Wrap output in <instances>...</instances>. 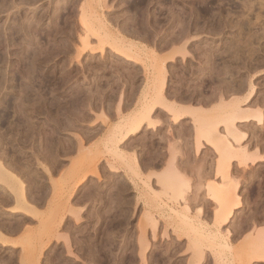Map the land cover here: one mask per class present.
<instances>
[{
	"label": "rangeland",
	"instance_id": "374dc122",
	"mask_svg": "<svg viewBox=\"0 0 264 264\" xmlns=\"http://www.w3.org/2000/svg\"><path fill=\"white\" fill-rule=\"evenodd\" d=\"M263 4L0 0V264H264Z\"/></svg>",
	"mask_w": 264,
	"mask_h": 264
},
{
	"label": "bare ground",
	"instance_id": "6f19581e",
	"mask_svg": "<svg viewBox=\"0 0 264 264\" xmlns=\"http://www.w3.org/2000/svg\"><path fill=\"white\" fill-rule=\"evenodd\" d=\"M262 1V0H261ZM252 3V2H251ZM264 5V4H263ZM249 8V7H248ZM262 16V15H261ZM249 23V22H248ZM250 26H247V24H242L241 25V29L243 30V31H245L246 32V34H247V32L249 33V28ZM264 28V27H263ZM240 29V30H241ZM239 31V30H238ZM262 31H263V29L261 30V33H259V35H258V32H256L255 31V33H257L256 34V36L254 35V32H253V34H250L248 37H247V39L244 41V45H242L241 47H239L240 46V44L238 45V48L236 47V49H238V52L236 53V55L238 54V56H240L241 55V57L243 56L242 54H245L246 53V51H247V53L249 52V51H251V52H255L256 51V48L259 46V45H257V47L255 48V49H253L254 48V42H256V41H261V39H263L264 38V35H261L262 34ZM260 32V31H259ZM241 34V33H240ZM263 34H264V31H263ZM254 35V36H253ZM244 36V35H243ZM239 37H240V35H239ZM257 43V42H256ZM231 47V46H230ZM259 48H261V47H259ZM235 49V50H236ZM252 49L253 50H255V51H252ZM263 50V49H262ZM237 51V50H236ZM244 52V53H243ZM258 52V51H257ZM242 53V54H241ZM246 53V54H247ZM262 53V52H261ZM255 54V53H254ZM240 57V58H241ZM243 59V58H242ZM262 64V63H261ZM253 85V84H252ZM235 88V87H234ZM242 87H241V84L238 86V87H236L235 89H237V90H240ZM255 91V89L253 88V86H252V89L250 90V93H251V95H252V93ZM27 99H29V97L27 98ZM4 103V102H3ZM4 105V104H3ZM239 104H238V102H237V104L235 105V106H238ZM231 106V105H230ZM233 106V105H232ZM232 106H231V111H229L228 112V115H229V118H231L230 120L231 121H234L235 119H238V122H246V121H248V120H250V121H252V120H254V121H256V122H259L258 124H263L264 125V118H263V115H262V113H250V112H247V111H245V110H239L238 108L236 109V107L233 109L232 108ZM8 108L9 107V109H10V105H9V103H7V104H5V108ZM234 107V106H233ZM159 108V107H158ZM160 108H162V107H160ZM241 108H242V106H241ZM4 109V108H3ZM163 109V108H162ZM239 110V111H238ZM3 114V113H2ZM0 117H2V116H0ZM256 118H258V120H256ZM229 127H232V125H230ZM140 128H141V124H137V125H135V126H133L129 131H128V135H126L127 137L128 136H130L131 134H133L134 132H137V131H139L140 130ZM238 128L237 127H235V130H234V128H228V130L230 131V132H232V131H234V132H237L238 130H237ZM0 177H4V178H6V182L7 183H9V187H7V189H8V191H10V193L15 197V199H16V201L21 205V206H24V207H27L28 206V202H30L29 201V198H28V195L25 193V188H24V186H25V182L18 176V175H16L11 169H8L7 167H5V165H3V163L0 161ZM83 178V177H82ZM85 178V177H84ZM84 178L83 179H81V180H84ZM7 200H9V199H7ZM7 200H5V201H7ZM3 203V202H2ZM6 203V202H5ZM5 205V204H4ZM17 207H19V206H16V207H13V208H17ZM13 213H15V212H19V211H13V210H11ZM10 211V212H11ZM229 211H230V209H229ZM20 226H21V224L19 223V225L17 224L16 226H14V227H12V231H17L19 228H20ZM1 239H3V241L4 242H7V241H10L9 239H7V238H5V237H0V240ZM260 257H261V259L258 257V261H259V259H260V261L262 260V261H264L263 259H264V253L263 254H261L260 255Z\"/></svg>",
	"mask_w": 264,
	"mask_h": 264
}]
</instances>
